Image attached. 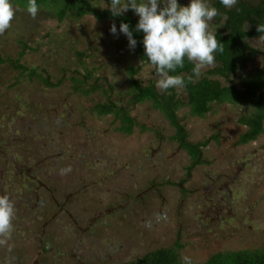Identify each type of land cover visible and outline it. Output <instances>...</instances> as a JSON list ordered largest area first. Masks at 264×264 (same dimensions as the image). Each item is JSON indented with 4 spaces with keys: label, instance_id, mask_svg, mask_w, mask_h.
I'll use <instances>...</instances> for the list:
<instances>
[{
    "label": "rangeland",
    "instance_id": "obj_1",
    "mask_svg": "<svg viewBox=\"0 0 264 264\" xmlns=\"http://www.w3.org/2000/svg\"><path fill=\"white\" fill-rule=\"evenodd\" d=\"M91 1L110 10V0ZM16 6L0 33V196L15 209L0 264H123L177 242L181 259L203 263L219 252L264 246V135L238 144L246 132L240 105L214 104L204 117L180 110L191 141L218 135L202 165L188 171V152L149 102L133 106L131 134L115 114L94 111L109 85H116L118 105L128 100L130 65L142 83H156L118 25L113 35V23L94 16L70 13L59 21L43 7L33 18ZM21 43L29 49L20 64L39 75L13 67ZM250 44L260 53L249 67H264L262 39ZM91 67L102 88L84 94L76 80Z\"/></svg>",
    "mask_w": 264,
    "mask_h": 264
},
{
    "label": "trees",
    "instance_id": "obj_2",
    "mask_svg": "<svg viewBox=\"0 0 264 264\" xmlns=\"http://www.w3.org/2000/svg\"><path fill=\"white\" fill-rule=\"evenodd\" d=\"M11 3L14 6L18 4L20 9L27 11L28 0H11ZM211 4L221 14L213 20L218 50L215 54V64L209 67L196 82L186 81L187 87L183 90L169 89L167 92H161L156 88L155 82H150L148 85L142 83L136 77L138 69L130 65L127 70L130 81L128 100H122L118 105L112 99L116 85H109L110 91L105 89L106 100L95 103L93 107L100 115L115 114V117L121 118L123 125L120 130L131 134L136 120L131 116L133 106L149 102L151 107L162 113L175 129L176 133L171 139L175 140L182 150L188 152L192 161L188 171L202 165L203 150L208 147L211 140H217L218 135H212L203 141H191L187 128L182 122V114H179L184 108L189 109L194 116L204 117L214 110V104L240 105L238 122L246 127V132L240 135L238 144L256 141L264 135V67L254 65L249 67L260 53V47H253L250 40L262 39L264 45V0H238L232 9H226L220 0H213ZM37 5L41 9L46 8L44 9L48 13L45 16L50 14L59 21L73 13L79 17L94 16L101 22L110 21L118 26L121 23L128 24L133 32V38L137 40L136 54L141 61L148 64L141 43L143 32L136 31L139 17L134 15L133 10L120 16H113L111 10L98 9L91 0H37ZM224 15L227 16L226 21L223 19ZM21 45L19 58L11 60L13 67L21 69L23 72L21 75L27 71L29 76L39 75L36 73L38 72L36 68L28 69L20 64V58L29 49L26 43ZM78 55L82 58L84 54L80 52ZM192 68L193 65L185 59L184 67L177 68L176 72L171 74L187 77L191 75ZM96 69L97 67L86 68L84 73H81L82 76L76 80L77 90L88 94L102 88L99 81L101 78ZM41 79L46 85H55L47 76ZM235 79L238 81L235 82ZM90 80H94L92 85L88 84ZM61 82L62 80H59V83ZM123 102L126 107L120 106ZM141 127L143 130L146 129V125ZM180 248L182 246L177 242L174 247L160 248L137 261L123 264H184L178 251ZM191 264H264V246L261 249L219 252L210 256L206 262H191Z\"/></svg>",
    "mask_w": 264,
    "mask_h": 264
},
{
    "label": "clouds",
    "instance_id": "obj_3",
    "mask_svg": "<svg viewBox=\"0 0 264 264\" xmlns=\"http://www.w3.org/2000/svg\"><path fill=\"white\" fill-rule=\"evenodd\" d=\"M158 3L163 6L158 8ZM220 3L226 9H232L238 0H220ZM108 6L113 16L131 9L139 17L136 31L143 32L141 43L156 77L155 86L161 92L185 89L187 83H194L201 77L203 69L215 64L218 41L216 31L210 30V23L221 14L210 0H189L187 6H181L178 0H110ZM38 11L37 0H28L29 15L35 18ZM15 14L11 0H0V33L10 28ZM223 19L226 21L227 16L224 15ZM110 32L117 34L115 24ZM119 32L127 37L129 48L134 49L137 40L133 38L129 25L121 23ZM185 59L193 65L191 75H172L177 68L184 67ZM14 215L10 198L0 196V238H3L0 243L10 238ZM182 260L184 264H191L187 256Z\"/></svg>",
    "mask_w": 264,
    "mask_h": 264
}]
</instances>
